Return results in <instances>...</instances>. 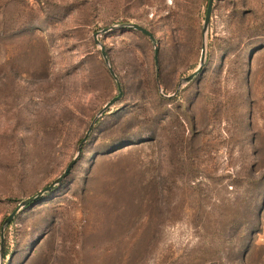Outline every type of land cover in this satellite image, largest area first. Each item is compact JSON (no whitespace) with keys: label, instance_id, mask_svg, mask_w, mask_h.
I'll use <instances>...</instances> for the list:
<instances>
[{"label":"rangeland","instance_id":"374dc122","mask_svg":"<svg viewBox=\"0 0 264 264\" xmlns=\"http://www.w3.org/2000/svg\"><path fill=\"white\" fill-rule=\"evenodd\" d=\"M207 6L0 0V264H264V0Z\"/></svg>","mask_w":264,"mask_h":264},{"label":"water","instance_id":"95a60500","mask_svg":"<svg viewBox=\"0 0 264 264\" xmlns=\"http://www.w3.org/2000/svg\"><path fill=\"white\" fill-rule=\"evenodd\" d=\"M213 2L214 0H208V6H207V12H206V17H205V23H204V31H206L208 29L209 23H210V19H211V14H212V9H213ZM133 28L136 31L141 32L142 34L146 35L154 44L155 46V63H156V68H157V81L159 80V48H158V43L157 40L154 36V34L149 31L148 29L138 25V24H132V25H122L121 28L122 29H126V28ZM110 31V29H105L102 32L106 33ZM98 34L97 33L95 35V41L96 44L100 45V42L98 40ZM102 48V56L104 57L105 61L108 63L109 59L106 53V50ZM205 60H206V45L204 44L203 49H202V56H201V65L199 66V68L190 76H188L187 78H185L183 81L185 83H190L192 82L202 71L203 66L205 64ZM110 74L116 79L117 83H118V88L120 91V94L118 97L113 98L109 103L106 104V106L104 107V109L101 111L100 116H102L105 112H107L115 103H117L121 98H122V88H121V84L118 81V78L114 72V70L112 68H110ZM94 124L90 127V129L88 130V132L86 133L85 137L82 139V141L79 144L78 147V154L75 157L74 160H72L69 165L67 166V168L65 169V171L62 173V175L56 179V181H54L52 184H50L49 186L45 187L43 190H41L39 193H37L36 195H34L33 197L25 200L24 202H22L19 207L17 209H15V211L6 219L5 221V225H9L13 219L15 218L16 214L24 207L29 206L32 203L37 202L39 199H41L45 194L52 192L58 185H60L70 174L71 170L73 169V167L76 165L79 156L82 154L83 151V147L85 145V143L87 142L92 129H93ZM5 247V229H2V233H1V253H3Z\"/></svg>","mask_w":264,"mask_h":264},{"label":"bare ground","instance_id":"6f19581e","mask_svg":"<svg viewBox=\"0 0 264 264\" xmlns=\"http://www.w3.org/2000/svg\"><path fill=\"white\" fill-rule=\"evenodd\" d=\"M47 124V123H46ZM53 124V123H52Z\"/></svg>","mask_w":264,"mask_h":264},{"label":"trees","instance_id":"16d2710c","mask_svg":"<svg viewBox=\"0 0 264 264\" xmlns=\"http://www.w3.org/2000/svg\"><path fill=\"white\" fill-rule=\"evenodd\" d=\"M6 256H7V254H6Z\"/></svg>","mask_w":264,"mask_h":264}]
</instances>
